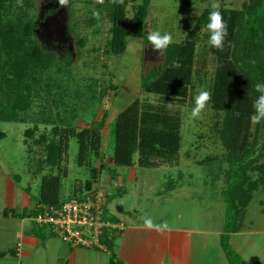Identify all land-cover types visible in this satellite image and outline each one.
<instances>
[{"label":"rangeland","instance_id":"374dc122","mask_svg":"<svg viewBox=\"0 0 264 264\" xmlns=\"http://www.w3.org/2000/svg\"><path fill=\"white\" fill-rule=\"evenodd\" d=\"M11 1L21 10L24 4L21 1L25 0ZM30 1L33 3L29 11L35 22L34 37L55 58L47 69L40 68L42 71L36 74L32 107L17 113L16 119L0 120L1 214L7 208L19 213L26 203L33 207L40 191L42 176L50 171L56 174L59 172L58 167L51 170L49 166H42L44 152L35 141L42 131L50 130L55 124L60 125V120L72 122L79 129L88 124L90 126L95 118L100 119L105 108L110 109L112 105L111 109L117 111L113 103H119L124 96L123 92L129 88L136 90L142 98L153 95L142 89V68L148 60L159 63L164 59L163 54L154 52L151 45L143 46V54L139 51L129 52L128 47L133 40L131 35L124 53H107L112 23L104 10L95 7L97 0H69L67 6H61L58 0ZM249 1L195 0L189 6L179 0H151L147 16L148 30L149 33H170L173 42H181L195 19L204 9L212 8L213 2H218L220 7L242 9ZM140 2L142 0H137V3ZM129 9L128 16H131V6ZM93 11H99V20L93 17ZM207 32V29L203 31L202 41L197 47V68L201 71L195 77L192 100L181 107L183 124L179 161L172 166L162 164L165 165L162 167L112 166L119 176L118 181L124 184L125 192L112 195L109 200L107 196L105 202L111 212L122 220L129 221L137 217L140 220L151 218L154 223L197 225L198 222L195 223L193 219L195 216L208 215L213 217L215 227L221 225L223 219L226 221L227 204L223 190L227 185L226 171L231 169V163L225 159L227 148L220 137L225 114L215 111L209 102L202 118H191L195 97L200 90L211 91L216 68L215 58L209 52V43L204 36ZM81 38L83 42H80ZM111 84L117 85V92L110 88ZM114 114L111 112L110 116ZM43 119L50 122L45 123ZM36 126L35 136H27L26 130ZM107 132L106 125L102 151L109 156L113 151V141L106 135ZM78 152V139L71 137L62 163L63 171L67 172L61 182L59 197L62 201L73 197L76 185L84 183L90 177L92 167L98 166L95 157H92L91 165L79 164ZM211 156L218 159L209 163L206 160ZM106 161L113 162L108 158ZM220 162L223 172L219 168ZM100 175V189L109 194L111 175L106 169ZM249 175L253 180L259 178L257 171H249ZM117 183L112 184L115 190H118V185H115ZM182 184L187 186L188 192L180 195L176 189ZM213 197L216 200L213 201ZM223 207L225 215L219 223ZM25 222L31 223L29 219ZM243 223L242 229L246 230L238 237L240 247L235 245L233 248L229 241L239 257L238 263L264 264V182H260L254 190ZM41 228L48 229V226ZM11 237L9 226L0 228V241L7 244ZM228 262L224 261V264Z\"/></svg>","mask_w":264,"mask_h":264},{"label":"trees","instance_id":"16d2710c","mask_svg":"<svg viewBox=\"0 0 264 264\" xmlns=\"http://www.w3.org/2000/svg\"><path fill=\"white\" fill-rule=\"evenodd\" d=\"M179 1L191 6L195 0ZM150 2L124 0L123 5L114 6L110 0H104L103 4L95 5L97 9L105 11L112 23L107 53H124L129 35L141 39L143 46L150 45L147 40ZM21 3L24 4L20 10L11 0H0V120L4 121L16 119L17 113L32 107L36 74L42 71L40 68L47 69L55 58L34 37L35 22L29 11L33 3L30 0ZM129 6L131 16H128ZM212 10L204 9L186 37L168 46L162 62L148 60L146 66L143 65L142 89L155 95L157 104L148 103V97H138L119 112L109 126L108 135L113 141L111 155L106 156V152L102 151V129L108 118V110L101 119L95 118L90 126L79 129L72 122L60 120V125L55 124L50 130L45 129L40 133L35 141L44 152L42 166H49L51 170L58 167L59 172L50 171L42 176L36 205L23 208L19 213L13 211L16 217H32L39 211L40 205H58L62 202L59 197L61 182L62 177L67 175L62 163L71 137H77L79 142V164L91 165L92 157L100 161L99 166L92 167L90 177L76 185L73 196L95 190L99 173L105 169L112 180L117 179L116 171L106 161L107 158L118 165L137 164L141 167L172 166L179 161L183 124L181 107L192 100L195 77L201 71L197 68V47L202 41L203 31L207 29ZM220 11L228 27V36L223 51L208 46L216 61L210 103L215 111L225 114L220 137L227 148L225 159L231 163V169L226 171L227 185L223 190L227 217L222 246L232 264H241L230 246V234L244 226L246 207L259 183L264 182V121L258 124L250 121L254 113L253 100L259 95L255 85L264 84V0H250L242 9L221 6ZM204 36L209 40V32ZM83 41L81 38L80 42ZM110 88L118 91L117 85L111 84ZM43 121L50 122L47 119ZM37 127L27 129L26 135L35 136ZM217 159L211 156L206 161L212 163ZM220 163L219 168L223 172ZM249 171H257L259 178L251 179ZM113 219L117 220L115 217ZM113 241V238H105L112 252L111 262L123 264L116 258Z\"/></svg>","mask_w":264,"mask_h":264},{"label":"crops","instance_id":"0c3cea01","mask_svg":"<svg viewBox=\"0 0 264 264\" xmlns=\"http://www.w3.org/2000/svg\"><path fill=\"white\" fill-rule=\"evenodd\" d=\"M133 40L143 45L141 39L133 38ZM138 51L143 54L142 49ZM134 91L131 88L125 90L123 92L124 96H122L119 103H113L116 104L117 111L112 110L111 105L110 109L105 108L102 112L100 119L103 117L104 112L108 110V118L105 123V126H108V132L110 123L112 122L111 119H115L119 112L133 100L138 97L142 98L136 90ZM121 104L127 105L121 106ZM111 112H114L115 116H110ZM86 126H89V124ZM104 128L102 129V135ZM108 132L106 135H108ZM95 163H98L99 166L100 161L95 160ZM109 163L112 166L117 165L115 162ZM133 166L139 165L135 164ZM162 166L165 165L159 167ZM100 174L101 172L99 173L97 182L94 184L95 188L102 187ZM118 177L117 175V179L112 180L110 176L109 182L111 187L108 189L110 193L108 194L106 191L108 197H113L116 194L122 195L125 192V189H123L124 184L118 181ZM114 182L117 183L115 185H118V190L113 188L114 185L112 184ZM176 190H179L180 195L188 192L185 184H182ZM212 199L214 201L216 197ZM27 205L28 203L23 204L22 208L29 207ZM108 206L107 211L109 214L126 225L125 229L113 238V251L116 254L117 260L123 264H224V261H229L228 264H232L228 260L222 246V234L225 226L224 219L218 227H215L213 217L202 215L193 218L195 223L198 222L197 225L178 223L167 224L166 228L160 230L147 229L144 223L145 220H140L137 217H133L129 221L122 220L121 217L112 213ZM9 208L14 207L9 206ZM224 210L225 208L223 207L222 213L219 214V223H221V219L225 215L223 213ZM27 219L31 223H26ZM157 224L164 223L158 222ZM6 226L11 228L12 237L7 244L0 241V264H112V252L110 250L72 246L64 243L50 230L36 225L31 217H16L11 209L5 211L3 214L0 213V228ZM245 230L246 228H243L230 234L233 248H235V245L240 247L238 237L244 234Z\"/></svg>","mask_w":264,"mask_h":264},{"label":"built area","instance_id":"2783aa9c","mask_svg":"<svg viewBox=\"0 0 264 264\" xmlns=\"http://www.w3.org/2000/svg\"><path fill=\"white\" fill-rule=\"evenodd\" d=\"M106 197L105 191L96 188L58 205H40L31 218L40 226H48L64 243L109 251L105 238H114L126 225L106 211Z\"/></svg>","mask_w":264,"mask_h":264},{"label":"clouds","instance_id":"9594fccd","mask_svg":"<svg viewBox=\"0 0 264 264\" xmlns=\"http://www.w3.org/2000/svg\"><path fill=\"white\" fill-rule=\"evenodd\" d=\"M58 2L61 6H67L69 4V0H58ZM97 3L103 4L104 0H97ZM110 3L114 6H119L124 4V0H110ZM211 7L213 10L209 13L208 23L206 25L209 32L208 43L217 50L223 51L225 48V40L228 36V27L220 11V4L218 2H213ZM93 17L99 20V11H93ZM147 40L152 46V50L154 52H158L159 55H162L168 46L173 42V37L170 33L161 34L160 31H152L148 34ZM141 49H143V45L136 40L131 41L128 47V51L132 53ZM255 91L259 93V95L253 100L254 113L250 117L252 124H258L261 121H264V84L257 83L255 85ZM147 99L148 103L154 106L157 104L158 98L155 95H151ZM211 99L212 93L210 91L200 90L195 97L194 107L191 109V118H202V114ZM144 223L147 229L160 230L167 227V224L154 223L151 218L145 219Z\"/></svg>","mask_w":264,"mask_h":264}]
</instances>
